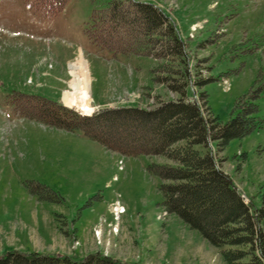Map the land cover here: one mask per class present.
<instances>
[{
	"label": "rangeland",
	"instance_id": "1",
	"mask_svg": "<svg viewBox=\"0 0 264 264\" xmlns=\"http://www.w3.org/2000/svg\"><path fill=\"white\" fill-rule=\"evenodd\" d=\"M106 1L68 0L53 12V0L50 6L43 0H0V256L19 250L70 253L80 260L97 251L131 264H227L221 248L161 205V180L147 168L168 161L164 156L113 152L80 132L28 119L16 109L24 95L59 101L70 78L68 64L81 60L88 64L95 104L153 109L179 97L153 81L161 60L115 57L91 39V15ZM141 1L160 6L176 21L193 79L204 60L198 69L211 80L202 87L191 85L187 99L201 102L200 92H207L211 111L222 123L239 115L246 106L242 99L258 105L251 116L258 117L260 128L231 139L223 149L213 142L212 151L253 210L261 207L264 0ZM71 71L73 81L83 77V69ZM73 81L72 94L83 97L74 85L81 81ZM45 187L52 200L34 192ZM116 202L123 212L109 209ZM261 227L264 231V223Z\"/></svg>",
	"mask_w": 264,
	"mask_h": 264
},
{
	"label": "trees",
	"instance_id": "2",
	"mask_svg": "<svg viewBox=\"0 0 264 264\" xmlns=\"http://www.w3.org/2000/svg\"><path fill=\"white\" fill-rule=\"evenodd\" d=\"M50 1L43 0L42 4L50 5ZM53 1L56 5L51 11L58 12L68 0ZM90 19L89 35L101 47L115 55H145L161 60L153 69V81L166 85L179 97L162 101L153 109L106 107L83 116L62 103L24 95L17 111L53 127L80 131L123 155L164 156L168 161L153 162L147 168L161 180V205L221 248L227 264H264V194L261 207L253 210L212 151L213 142L223 149L231 139L259 129L258 117L251 116L258 111V105L252 99H242L246 106L239 115L222 123L211 111L207 92H200L201 102L187 99L191 85L202 87L211 79L201 76L198 69L204 60H199L193 79L187 44L177 24L153 3L107 0L105 7L94 10ZM34 192L40 198L53 199L47 187ZM0 264L129 263L101 252L75 260L68 255L12 250L0 256Z\"/></svg>",
	"mask_w": 264,
	"mask_h": 264
},
{
	"label": "bare ground",
	"instance_id": "3",
	"mask_svg": "<svg viewBox=\"0 0 264 264\" xmlns=\"http://www.w3.org/2000/svg\"><path fill=\"white\" fill-rule=\"evenodd\" d=\"M70 69L71 70H73V69L74 70H82V69L84 70L83 77H81V75L80 76H76V78L74 80V81L79 80V82L81 81V83L80 84L75 83L74 85L81 89L82 95H83V97L85 99L83 100L84 102H82V104H80V106H81L80 107V106H78L79 104L74 99V95H73V97L68 101V106H70V107L78 106L79 109L83 108V110L81 109L83 111V113L87 114V115H90V114H92V112L94 110V107H92L91 104H90L91 98H90V93H89V80H88L89 77H88V75H86L87 74V72H86L87 71V64L83 60H81L79 62L78 61H74V62H72L70 64ZM74 81H73V83H74ZM82 82H84V83L82 84ZM81 84L83 85L82 87H81ZM70 95H72V94L66 93V96H70ZM88 110H90V112L87 113L86 111H88ZM123 211H124L123 209H119V208L116 209V212H123Z\"/></svg>",
	"mask_w": 264,
	"mask_h": 264
},
{
	"label": "crops",
	"instance_id": "4",
	"mask_svg": "<svg viewBox=\"0 0 264 264\" xmlns=\"http://www.w3.org/2000/svg\"><path fill=\"white\" fill-rule=\"evenodd\" d=\"M87 63V62H86ZM70 64L71 63H69L68 64V72H69V76H70V78H69V80H68V82H67V88H65V89H63V91H62V93H61V96H60V99H59V102H62V103H64L65 105H68V101L73 97V95L74 94H72V89H71V87H70V83L73 81V79H74V75H73V73H72V71H71V69H70ZM87 74H88V76H89V93H90V98H91V100H90V104H91V106H101V107H106V106H109V105H111V104H107L106 102L105 103H102V102H100V103H97V104H95V102H94V98L92 97V92H91V89H90V82H91V76H90V72H89V70H88V64H87ZM148 86V85H147ZM66 93H70V94H72V95H70V96H66ZM68 99V100H67ZM74 99H76L77 100V103L78 104H80V103H82V102H84L83 100H84V98L81 96H79L78 94H75V96H74ZM73 108H78V106H72ZM71 133H79L78 131L77 132H71ZM81 133V132H80ZM82 134V133H81ZM87 138V137H86ZM95 252H97V251H95ZM95 252H91V253H95ZM101 253H104V252H101ZM105 254V253H104ZM65 255H70V256H72L70 253H66ZM108 255H110L111 257H113V258H115V259H118V260H122V259H120V258H117V257H115L113 254H108ZM72 257H74V256H72ZM123 261V260H122ZM127 262V261H126Z\"/></svg>",
	"mask_w": 264,
	"mask_h": 264
}]
</instances>
